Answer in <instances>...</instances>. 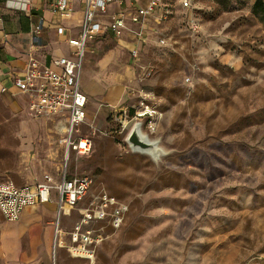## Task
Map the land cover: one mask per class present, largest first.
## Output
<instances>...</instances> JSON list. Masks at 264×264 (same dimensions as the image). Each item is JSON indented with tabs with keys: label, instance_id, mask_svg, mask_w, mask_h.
<instances>
[{
	"label": "rangeland",
	"instance_id": "374dc122",
	"mask_svg": "<svg viewBox=\"0 0 264 264\" xmlns=\"http://www.w3.org/2000/svg\"><path fill=\"white\" fill-rule=\"evenodd\" d=\"M162 1L170 14L148 17L138 59L127 35L105 30L87 43L78 133L88 154L66 159L56 117H30L24 95L0 91V177L86 173L92 194L127 205L119 228L95 225L104 237L92 263L51 250L54 195L25 227L0 213V264H264V21L255 0ZM141 99L157 111L154 129L152 117H134ZM137 120L157 157L127 143ZM82 206L59 217L65 242Z\"/></svg>",
	"mask_w": 264,
	"mask_h": 264
},
{
	"label": "built area",
	"instance_id": "2783aa9c",
	"mask_svg": "<svg viewBox=\"0 0 264 264\" xmlns=\"http://www.w3.org/2000/svg\"><path fill=\"white\" fill-rule=\"evenodd\" d=\"M113 1L80 0L82 15L76 25L77 29L72 31L73 27L62 23L56 27L57 33L64 35L70 47L69 53L59 55L49 63L30 57L24 71L11 79L16 93L26 97V113L30 117H56L63 133L61 140L66 159L70 152L77 155L88 154L92 144L89 136L78 133L80 125L87 116V96L80 84L87 43L105 30L112 32L116 37L129 33L133 37L129 47L130 54L138 59L139 45L145 40L143 32L148 17L155 16L162 20L170 14L168 5L162 0H145L143 4L138 0H130L133 10L126 13V9L122 7L105 20L104 16L107 15ZM6 2L27 10L31 0H6ZM122 2L123 0H117L118 5ZM182 2L188 5L190 0H182ZM49 10L58 21L70 20L75 13L73 0H50ZM38 28L39 26H35L34 31L37 32ZM35 40L38 38L35 37ZM159 41L165 43V38L160 37ZM0 91L7 92L8 88L1 86ZM138 108L135 119L152 117L148 124L154 129V117L157 111L144 99L140 100ZM93 184L92 175L86 173L67 175L63 168L57 179L45 172L39 181L21 185L15 184L10 178L0 177V213L7 221H16L25 208L48 202L54 195L57 212L53 251L58 246L65 247L72 257L83 258L92 263L96 246L104 237L102 226L95 225L107 221L112 228L117 229L122 225L127 211V205L102 189L92 194ZM88 196L92 197L87 201L85 199ZM82 204L79 222L67 232L69 239L65 242L63 238L65 232L59 226V217L63 212L69 213L71 209Z\"/></svg>",
	"mask_w": 264,
	"mask_h": 264
},
{
	"label": "crops",
	"instance_id": "0c3cea01",
	"mask_svg": "<svg viewBox=\"0 0 264 264\" xmlns=\"http://www.w3.org/2000/svg\"><path fill=\"white\" fill-rule=\"evenodd\" d=\"M125 1L126 0H124L123 5L125 4ZM138 1L141 4L145 3V0ZM49 2L50 0H31L29 8L23 10L6 2V0H0V87L6 86L8 88L6 93H16L11 79L13 76L20 75L24 71L26 63L30 57L49 63L53 58L59 55H67L69 53L70 47L66 43L64 35L57 33L56 27L62 23L66 26L73 27L72 31L77 29L76 25L79 23L82 15L80 0H73L75 13L72 15V18L70 20L62 21H58L56 17L52 15L49 10ZM109 7H111V10L104 16L105 20L109 19L111 13L122 8L121 5H118L117 0H114ZM123 8L126 9V13L133 10V7L130 6V0H128V4L124 5ZM127 22L129 23V21ZM147 22L148 19L146 24ZM35 26H39L37 32L34 31ZM124 35H127L129 38V50V47L133 42V37L132 34L129 33H125ZM145 35L146 31L144 28L143 36L145 37ZM35 37H37L38 40H35ZM145 40L143 42H145ZM143 42L139 45V49ZM83 92L85 93V91ZM39 205L27 207L21 212L18 220L24 221L21 222L24 224V227L36 216L34 213L37 211ZM56 212L54 215L55 219ZM54 226L52 236L49 240L52 251Z\"/></svg>",
	"mask_w": 264,
	"mask_h": 264
},
{
	"label": "water",
	"instance_id": "95a60500",
	"mask_svg": "<svg viewBox=\"0 0 264 264\" xmlns=\"http://www.w3.org/2000/svg\"><path fill=\"white\" fill-rule=\"evenodd\" d=\"M141 122L135 121L131 126L126 141L134 151L146 152L154 157L160 154V148L157 141L147 137V134L141 131Z\"/></svg>",
	"mask_w": 264,
	"mask_h": 264
},
{
	"label": "trees",
	"instance_id": "16d2710c",
	"mask_svg": "<svg viewBox=\"0 0 264 264\" xmlns=\"http://www.w3.org/2000/svg\"><path fill=\"white\" fill-rule=\"evenodd\" d=\"M253 13L264 21V3L262 0H255L252 6Z\"/></svg>",
	"mask_w": 264,
	"mask_h": 264
},
{
	"label": "bare ground",
	"instance_id": "6f19581e",
	"mask_svg": "<svg viewBox=\"0 0 264 264\" xmlns=\"http://www.w3.org/2000/svg\"><path fill=\"white\" fill-rule=\"evenodd\" d=\"M142 131V130H141ZM147 137H148V135H147ZM149 138V137H148ZM159 139V138H158Z\"/></svg>",
	"mask_w": 264,
	"mask_h": 264
}]
</instances>
